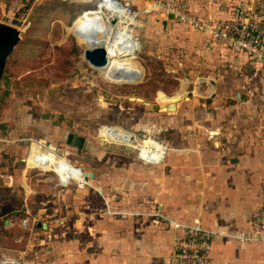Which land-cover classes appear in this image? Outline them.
Segmentation results:
<instances>
[{"label": "crops", "instance_id": "obj_1", "mask_svg": "<svg viewBox=\"0 0 264 264\" xmlns=\"http://www.w3.org/2000/svg\"><path fill=\"white\" fill-rule=\"evenodd\" d=\"M129 1L135 8L148 4ZM187 1L212 22L239 10L264 19L255 13L259 0ZM67 2L83 6L91 0ZM142 13L151 14L141 11V20ZM156 19L142 21L139 29L157 24L152 42L173 57L171 76L186 92L169 119L171 140L160 141L168 144L165 158L149 163L126 152V161L108 155L103 164L89 165L46 143L88 173V182L64 185L47 177L35 182L38 189L27 179L7 184L11 192L0 191V264H169L177 234L171 220L192 224L197 218L220 233L208 264H264V233L250 242L228 235L250 231L251 215L264 203V121L256 118L259 109L264 117V64L220 44L209 46L204 32L164 13ZM158 88L168 93L172 87Z\"/></svg>", "mask_w": 264, "mask_h": 264}, {"label": "rangeland", "instance_id": "obj_2", "mask_svg": "<svg viewBox=\"0 0 264 264\" xmlns=\"http://www.w3.org/2000/svg\"><path fill=\"white\" fill-rule=\"evenodd\" d=\"M99 2L91 0L78 9L73 7L71 13L80 14L83 8L97 10ZM65 8L59 0H0V24L17 28L21 36L6 58L5 69L0 68V191L3 193L11 192L7 184L19 185L17 182L23 179L33 182V187L38 189L35 182L47 177H60L64 182L83 177V170L74 167L53 148L49 149L46 143L53 144L55 150L59 147L69 150L74 157L91 165L103 164L108 155L112 160L126 161L123 156L126 152L139 161L137 148L104 139L107 127L120 126L136 133L138 142L147 140L148 145L151 140H171L166 134L172 130L169 119L174 109H169L166 102L175 104L186 92L178 91L180 85L171 76V70L176 67L173 57L169 59V55L159 52L161 45L152 42L159 33L157 24L145 27L144 33L143 29H134L135 36L139 35L141 40L134 61L143 70L142 78L114 82L85 59L88 45L73 31L74 23L70 24L68 19L71 10ZM136 9L143 11L144 7ZM150 13H142V21L156 23L159 13ZM255 13L264 16V0H259ZM76 45L81 47L79 53ZM253 81L248 82L252 90L257 84ZM151 83H157L158 87L168 85L172 93L155 90ZM258 112L256 118L261 124L263 111ZM259 127L264 132V125ZM71 135L84 137L83 148L76 153L72 150ZM258 138L260 142L263 139L259 134ZM28 161L56 170L32 167Z\"/></svg>", "mask_w": 264, "mask_h": 264}, {"label": "built area", "instance_id": "obj_3", "mask_svg": "<svg viewBox=\"0 0 264 264\" xmlns=\"http://www.w3.org/2000/svg\"><path fill=\"white\" fill-rule=\"evenodd\" d=\"M112 1L114 7L122 13V17L132 27L139 29L144 24L141 20V11H138L134 4L129 0H100ZM148 4L144 12L152 11L172 14L174 20L189 25L194 29L204 32L209 46L220 44L236 53L248 55L255 61L264 64V23L256 16L246 14V11H235L226 18H219L212 22L203 19L191 11L187 0H147ZM149 140V139H148ZM147 140L138 146L140 157L144 150L150 148L157 151L155 146L149 147ZM163 143L165 153L148 154L150 159L144 157L143 160L149 163H160L166 156L168 144ZM80 168L79 166H74ZM89 175L83 173L82 180L69 179L62 184L68 185L76 181L78 185H85ZM60 179V178H59ZM24 224H28L29 218L25 219ZM170 227L177 231L169 264H208L211 260L210 253L217 242L219 232L207 228L200 218L194 223L186 224L178 221L170 222ZM264 233V203L251 215V229L248 232H235L228 234L237 240L250 242L260 239ZM227 234V233H226ZM14 264H24L19 261H11Z\"/></svg>", "mask_w": 264, "mask_h": 264}, {"label": "bare ground", "instance_id": "obj_4", "mask_svg": "<svg viewBox=\"0 0 264 264\" xmlns=\"http://www.w3.org/2000/svg\"><path fill=\"white\" fill-rule=\"evenodd\" d=\"M113 19H116V22H113ZM73 31L86 45L97 43L107 48L110 62L101 69L107 79L114 82H134L142 78L143 70L140 64L134 61L141 48L140 41L135 38L132 28L112 1H100L97 10H86L82 13L74 21ZM166 105L169 109L176 107L170 100H167ZM129 133L131 132L120 126L107 127L104 139L138 148L139 145H136L135 141L125 139L124 134ZM149 146H155L157 151L150 152L148 148L141 154L142 158L150 159V153H165V147L160 141L151 140ZM81 180L82 178L79 179Z\"/></svg>", "mask_w": 264, "mask_h": 264}, {"label": "water", "instance_id": "obj_5", "mask_svg": "<svg viewBox=\"0 0 264 264\" xmlns=\"http://www.w3.org/2000/svg\"><path fill=\"white\" fill-rule=\"evenodd\" d=\"M168 18L172 19L173 15L169 14ZM113 22H116V19H113ZM0 38L1 40H5L7 44L10 45L9 51H12L21 39L20 30L11 25L0 24ZM7 54L8 52L1 58V67L5 66L4 60L6 59ZM84 57L92 66L99 69L106 67L110 62V56L107 48L104 45L97 43H92L91 45L86 47L84 51ZM124 137L125 139L132 141H134L135 139L132 133L124 134ZM72 144L73 147L77 149H82L84 144V137L82 135H74L72 139ZM90 175H92V173H90Z\"/></svg>", "mask_w": 264, "mask_h": 264}, {"label": "trees", "instance_id": "obj_6", "mask_svg": "<svg viewBox=\"0 0 264 264\" xmlns=\"http://www.w3.org/2000/svg\"><path fill=\"white\" fill-rule=\"evenodd\" d=\"M55 2H56V1H55ZM59 2L62 3V4H64V6L66 5L65 10H71L73 7H74V8L77 7V9H78L79 7H82V5H77V6H76V4H74V3H70V2H67V0H59ZM42 8H44V7H41L40 9H42ZM48 8H49V6H48ZM52 8H55V7L53 6ZM85 10H88V9L83 8L82 11L80 12V14L83 13V11H85ZM71 12H73V10L70 11V14H69V16H68V19L70 18V24L73 23V21L77 18V15H78V14H76V15L74 14V15H73ZM65 14H66V13H64V11H63L62 15H65ZM64 17H65V16H64ZM79 51H81V47H80V45H76V52L79 53ZM151 84H152V83H151ZM146 85L149 87V85H148L147 83H146ZM146 85H145V86H146ZM152 86L154 87L155 90L158 89V84H157V83H153Z\"/></svg>", "mask_w": 264, "mask_h": 264}, {"label": "flooded vegetation", "instance_id": "obj_7", "mask_svg": "<svg viewBox=\"0 0 264 264\" xmlns=\"http://www.w3.org/2000/svg\"><path fill=\"white\" fill-rule=\"evenodd\" d=\"M10 49V45L7 44V42L5 40H1L0 38V62H1V58L8 52L7 56L13 51H9ZM6 56V58H7ZM5 61V66H6V59L4 60ZM5 66L4 67H1L0 68H3L5 69Z\"/></svg>", "mask_w": 264, "mask_h": 264}]
</instances>
